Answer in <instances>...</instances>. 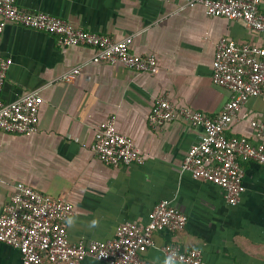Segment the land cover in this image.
I'll list each match as a JSON object with an SVG mask.
<instances>
[{
  "label": "crops",
  "instance_id": "obj_1",
  "mask_svg": "<svg viewBox=\"0 0 264 264\" xmlns=\"http://www.w3.org/2000/svg\"><path fill=\"white\" fill-rule=\"evenodd\" d=\"M16 2L24 12L47 13L117 41L130 39L131 51L156 56L160 70L153 76L97 62L93 48L63 47L56 36L8 24L0 37V60L13 64L3 100L15 102L38 92L44 103L38 132H0V215L16 185L27 184L73 205L67 229L70 241L79 244L111 240L127 222L145 224L150 212L169 200L188 223L182 231L155 233L147 261L163 264V248L174 244L186 251L200 249L209 264H264V166L243 163L245 191L240 203L231 206L220 187L181 171L203 128L183 118L160 128L149 124L161 97L177 109L220 115L231 94L212 80L218 42L227 37L264 47V34L211 17L202 6L182 9L179 0ZM76 68L81 73L73 82L61 81ZM109 118H116L121 134L134 139L143 165L113 168L92 152L95 134ZM251 121L264 123L261 97L242 107L226 135L257 144ZM0 264H23L21 252L0 243ZM82 264L105 263L87 258Z\"/></svg>",
  "mask_w": 264,
  "mask_h": 264
},
{
  "label": "built area",
  "instance_id": "obj_2",
  "mask_svg": "<svg viewBox=\"0 0 264 264\" xmlns=\"http://www.w3.org/2000/svg\"><path fill=\"white\" fill-rule=\"evenodd\" d=\"M182 9L202 6L211 17L243 23L249 30L264 34L261 0H179ZM8 24L38 30L58 38L63 47H90L96 50L94 61L121 64L137 73L157 75L159 64L154 55L131 51V40H114L108 36L76 28L66 20L47 13H28L18 8L16 0H0V37ZM11 59L0 60V132L32 135L39 131L44 103L38 92H30L15 102H5L2 94ZM80 68L67 72L61 81L73 82ZM213 83L231 94L220 115L210 117L189 108L177 109L167 98H159L149 116L152 127H163L180 118L204 135L192 146L181 171L195 180L220 187L231 206H237L245 191L246 170L243 163L264 166V123L251 121L260 139L257 144L245 137H228L226 131L251 98L264 99V47L252 43L238 44L222 38L216 47ZM245 115L244 118H248ZM92 152L103 164L113 168L143 165L145 157L137 150L132 137L117 130L116 118H109L98 129ZM74 207L67 200L18 183L10 202L0 215V243L21 252L23 264H82L94 258L105 264H152L144 256L154 244V234L182 231L188 217L169 200L161 201L149 214L148 222L120 225L113 239L74 244L67 229ZM163 264H209L203 252L183 250L168 244L163 248Z\"/></svg>",
  "mask_w": 264,
  "mask_h": 264
}]
</instances>
